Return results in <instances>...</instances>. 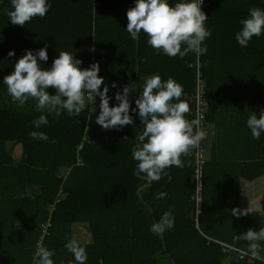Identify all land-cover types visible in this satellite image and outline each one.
<instances>
[{"label": "trees", "instance_id": "1", "mask_svg": "<svg viewBox=\"0 0 264 264\" xmlns=\"http://www.w3.org/2000/svg\"><path fill=\"white\" fill-rule=\"evenodd\" d=\"M208 1L205 26L212 36L198 63L209 96L210 128L201 208L195 217L193 158L188 153L181 156L183 168H167L159 181H151L131 155L143 127L139 118L134 116V125L120 131L100 128L95 124L98 97L93 109L86 107L79 117L63 111L47 117L49 126L38 130L55 143L34 140L29 133L37 129L31 121L40 115L35 101L17 108L3 77L26 49L47 45L49 59L43 67H51L60 51L76 54L83 68L99 62L109 96L129 80L142 91L144 79L159 73L162 80L172 77L183 85L181 100L187 102L194 89L189 65L196 56L168 57L149 46L143 32L133 40L125 29L134 0H50L46 16L24 26L11 24L3 11L11 10V0H0V264H34L50 206V227L41 246L55 250V264H75L64 247L72 240L74 224H84L90 235L88 242L79 243L86 248V264H264L248 263L232 250L248 253L247 242L234 241V236L264 227V210L232 215L238 208L239 181L264 176V134L254 140L246 126L251 112L264 110V35L253 37L246 47L235 40L239 21L250 8H264V0ZM175 2L169 0L170 5ZM10 50L15 51L12 57ZM113 82L117 88H111ZM138 96V91L131 94L132 107ZM114 103L110 100V107ZM185 118L190 120L189 112ZM17 145L21 158L15 163ZM160 193L166 198L157 199ZM169 206L174 207V228L152 234L151 225Z\"/></svg>", "mask_w": 264, "mask_h": 264}, {"label": "clouds", "instance_id": "2", "mask_svg": "<svg viewBox=\"0 0 264 264\" xmlns=\"http://www.w3.org/2000/svg\"><path fill=\"white\" fill-rule=\"evenodd\" d=\"M204 0H134V6L126 11V31L130 37L138 39L141 32L148 37L147 44L161 51L168 57L183 59L189 53L197 58L207 53L205 41L212 36L207 28L208 17L202 11ZM51 8L50 0H11V10L4 9L13 25L24 26L35 17L44 18ZM240 30L235 33V40L241 47H246L253 39L264 35V8L252 7L246 18L239 21ZM47 45L38 50L26 49L14 63L13 71L3 77L7 94L17 108L23 109L29 100L35 101L34 110L40 115L31 121L36 131L29 133L37 141H50L49 136L39 131L42 126H49L48 116L58 117L61 112L68 116L79 117L86 107L96 104L99 98V113L95 124L104 130H122L134 125V116L143 125L137 143L132 146V159L136 161L139 172L146 174L151 181H159L165 169L172 166L183 168L182 155L199 147L206 133L200 127V120L188 121L185 114L190 111L189 104L181 100L184 95L183 85L174 78L162 80L159 73L146 77L142 91L136 82L121 86L113 96H109V86L99 76V62L81 67L83 61L70 51H60L53 59L51 67H43L48 61ZM15 55L14 50L8 57ZM101 85H104L101 90ZM49 88L54 89L49 94ZM111 88H117L116 83ZM138 91L135 107L130 96ZM110 100L114 103L110 107ZM95 111V108H94ZM92 119V116L89 117ZM210 126V125H209ZM246 126L254 140L264 134V110L259 114L251 112ZM195 129V130H194ZM166 193H160L157 199H165ZM252 214V209H232V215L240 218ZM174 207L169 206L157 222L150 227V232L160 236L174 228ZM246 241L247 252L253 260L264 261V227L234 236V241ZM64 247L72 254L75 264H86V248L76 240H69ZM55 250L38 246L33 256L34 264H55ZM72 264V262H69Z\"/></svg>", "mask_w": 264, "mask_h": 264}, {"label": "built area", "instance_id": "3", "mask_svg": "<svg viewBox=\"0 0 264 264\" xmlns=\"http://www.w3.org/2000/svg\"><path fill=\"white\" fill-rule=\"evenodd\" d=\"M210 2L208 0H204V3L202 5V11L205 12ZM194 68V89L193 92L186 96V100L188 104L191 106V109L189 111L190 120H200V127L201 129L206 133V138L201 141L198 148L193 149V151H189L188 155L189 157L193 158V168H194V184H195V193L191 197V200L194 203V211H195V217H197L198 212L201 208V201H202V173H203V167H204V151L207 147L209 138H208V129L210 128L209 124L206 121V112L209 105V96L208 91L205 87L204 80L202 78L200 69H199V63L198 58L195 59L194 65H189ZM94 105H90L87 108L89 110L93 109ZM195 130V129H194ZM84 141V140H83ZM82 147V144L78 147V150H80ZM53 210V206H50V209L48 211V220L41 226L40 231V238L37 243L38 246H41L42 240L44 236L47 235V230L50 227L49 222V216ZM197 227V225H196ZM232 248H230L231 250ZM235 251L240 259H246L248 263H252L254 260L251 258L250 253H246L243 251H239L236 249H232ZM37 251V250H36ZM264 262V261H263Z\"/></svg>", "mask_w": 264, "mask_h": 264}, {"label": "crops", "instance_id": "4", "mask_svg": "<svg viewBox=\"0 0 264 264\" xmlns=\"http://www.w3.org/2000/svg\"><path fill=\"white\" fill-rule=\"evenodd\" d=\"M263 179L264 176L251 182L244 180L239 181V209H246L249 207L252 209V212H260V210H264V184H261V181H264Z\"/></svg>", "mask_w": 264, "mask_h": 264}, {"label": "rangeland", "instance_id": "5", "mask_svg": "<svg viewBox=\"0 0 264 264\" xmlns=\"http://www.w3.org/2000/svg\"><path fill=\"white\" fill-rule=\"evenodd\" d=\"M7 147L10 148L11 145H7ZM12 157H13L15 163L20 161L21 147L19 145H17L16 147H13ZM261 184H264V181H261ZM83 225L84 224L72 225V239L76 240L78 243H81V242L85 243V242H88V239L90 240V235H89V233H87L85 225L84 226Z\"/></svg>", "mask_w": 264, "mask_h": 264}]
</instances>
